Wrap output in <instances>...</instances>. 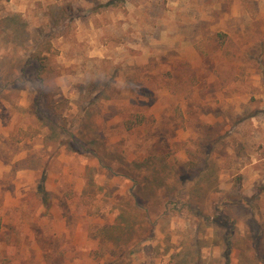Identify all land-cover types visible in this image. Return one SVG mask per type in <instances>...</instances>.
<instances>
[{
    "label": "rangeland",
    "instance_id": "obj_1",
    "mask_svg": "<svg viewBox=\"0 0 264 264\" xmlns=\"http://www.w3.org/2000/svg\"><path fill=\"white\" fill-rule=\"evenodd\" d=\"M0 78V264H264V0H0Z\"/></svg>",
    "mask_w": 264,
    "mask_h": 264
},
{
    "label": "trees",
    "instance_id": "obj_2",
    "mask_svg": "<svg viewBox=\"0 0 264 264\" xmlns=\"http://www.w3.org/2000/svg\"><path fill=\"white\" fill-rule=\"evenodd\" d=\"M216 39L218 41V43L222 46V48H226L228 49V53H230V49L228 48L229 46H235L234 42L232 39H230L228 37L227 34L219 32L216 35ZM38 62H39V66H40V71H44L45 69L48 68V65L44 63L45 60H47V58H40L39 56L36 57ZM43 82H45V78H41ZM1 81V78H0ZM61 105H63V103H61L60 105L58 104V107H60ZM55 107V108H58ZM149 117L143 115V114H135L133 115L131 118L127 119L126 121V126L128 130H132L134 127L136 126H141V125H146V123H148L149 121ZM169 155H162L160 157L154 158L153 155H151L150 157L146 158L143 162L144 168H146L150 173H151V179L156 181L158 184H162L165 181L166 176L170 173L173 172V170L171 169L172 166H169V160H168ZM153 184V182H152ZM106 235V234H105ZM231 238H229L227 240V244H228V250L229 252L231 251ZM105 250V248H104ZM103 254H106L105 251L102 253L101 252V256ZM105 255H103L104 257Z\"/></svg>",
    "mask_w": 264,
    "mask_h": 264
}]
</instances>
